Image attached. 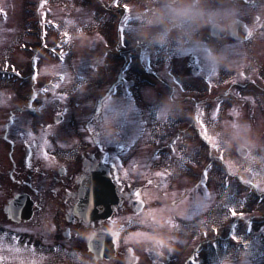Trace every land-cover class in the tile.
Returning a JSON list of instances; mask_svg holds the SVG:
<instances>
[{
  "label": "flooded vegetation",
  "instance_id": "obj_1",
  "mask_svg": "<svg viewBox=\"0 0 264 264\" xmlns=\"http://www.w3.org/2000/svg\"><path fill=\"white\" fill-rule=\"evenodd\" d=\"M223 51L231 56L229 50ZM247 58L252 63H255L257 59L264 62V45L257 48L255 43H250L248 49L242 50L241 64H245ZM223 63L217 68H224ZM211 66L214 68L213 64ZM193 67L197 68V78L210 73L207 61L198 59L197 55ZM193 70L195 69L187 68L184 72L189 76ZM30 110L34 109L26 111L27 123L25 125L17 124V109L12 110L6 117L2 116V122H0V257L3 258L0 260V264H120L124 261L125 263L135 262L136 259L130 252H125L123 256L120 255L119 259L123 262L113 263L111 261H96L88 253L77 251L82 240H85L87 236L83 231H92V228L97 225L99 228H107L110 223L114 226L117 219L112 218L86 224L71 215L75 201V192L72 191V188L76 189L78 174L85 175L91 170L103 169L112 178L115 177L116 170L111 161L120 151L116 141L117 137L111 134L104 145H100L94 154L86 157L87 160L80 162V166L75 172L62 179L53 171L47 173L43 170L40 171L39 126L36 123V118L33 122V113H30ZM42 128L46 133L49 130V125ZM40 179H45L46 188L40 187ZM22 194L27 195L29 199L16 205L19 220H10L5 213L7 202L15 195ZM132 194L133 192L128 196ZM54 202L58 204L59 212L65 213L63 221L47 218L50 206L55 205ZM117 214L118 210L114 215ZM23 217L26 218L23 219ZM255 220L260 222V225L254 230L253 244L258 243V248L262 251L246 253L244 250L235 255L238 256L237 259L232 261L228 258L225 264H264V248L262 246L264 243V211H261L260 215L257 214ZM246 222L251 224V221ZM255 225L246 227L245 232L247 234L251 232ZM62 228L63 234L64 232L69 234L71 230L73 235L66 251L54 252V244ZM230 240L232 238L230 239L229 236L222 239L221 249L230 248V244H226ZM227 254L230 255V253Z\"/></svg>",
  "mask_w": 264,
  "mask_h": 264
},
{
  "label": "rangeland",
  "instance_id": "obj_2",
  "mask_svg": "<svg viewBox=\"0 0 264 264\" xmlns=\"http://www.w3.org/2000/svg\"><path fill=\"white\" fill-rule=\"evenodd\" d=\"M33 1V0H32ZM35 1V0H34ZM45 2L48 1V12L50 13H46V15H42L44 17V19H46V17L55 19L60 21L61 25H62V21L65 23V26H61L59 23H57L59 26L57 27H61L63 30H67L72 38L75 40H78V42H80L78 44V42H74L71 41L70 44L67 45V47L72 48V46L77 44V49L76 52L79 50V46L81 48L80 52L77 53L81 58L83 57L82 55L85 54V48H87L89 45L92 46L94 45V43H96V40L93 38H88L87 35V29L88 31L91 33L93 31H96V28H101L103 27V29H105L103 32L107 30L110 31L111 29V22L108 20V18H110L107 15V12L111 11L110 9L113 8L115 11H119V9L117 8V6L119 5H123V6H129L131 9H137V11H140L141 14L137 15V17H133L132 23H129L127 26L125 24L124 28H128V32H132L129 34V37L132 39H139L136 40L139 43H143L145 40L142 37V33L144 31H156L157 30V26L156 25H151L149 23V17L152 13V11L157 8L159 6V4L161 3V0H130L131 3L128 4L126 0H116L115 3H113L111 6L108 4H105V7L101 10L98 7V3L96 2V0H44ZM110 0H107L106 2H109ZM251 1V0H249ZM254 1V0H253ZM139 2V3H138ZM216 3H219V0H215ZM12 3L14 4V11L13 12H17V33H20L15 40V44L12 42V38H10L9 36H7V39L5 40L4 38L2 39V44L0 46V63H3L4 61H14V55L10 53L11 50H14L16 48L19 49V37L22 35L23 31L20 32L19 29H23L22 26V13L20 11L21 6H28V7H35L36 5V1L35 4L31 3L29 4L28 0H11V5ZM47 3V2H46ZM230 4L231 6H234L236 8V15L237 18H239V16H243L247 19H250L253 16H259V17H263L264 16V3H261V5H258L257 7H255L254 10L251 9L250 11L246 12V9L249 8H244L245 6H243L240 2L238 1H233L230 0ZM7 5V4H5ZM42 5H45L42 3ZM46 6V5H45ZM87 8V9H86ZM245 9V10H244ZM148 10V11H146ZM243 10V13H242ZM103 12V13H101ZM123 12V10H121V12H118V17H121V13ZM44 14V12H43ZM127 17V16H126ZM66 18V20H65ZM103 18V19H102ZM6 19V18H5ZM121 19H123L122 21H124V16L121 17ZM86 22V24H85ZM100 23H103L100 26ZM4 27V26H3ZM255 27H258L257 25ZM261 27H264V20L261 21ZM101 29V30H103ZM264 29V28H263ZM80 30V32H79ZM58 31V29H48V35L49 36H53L56 32ZM64 32V31H63ZM65 33V32H64ZM104 36V33H102L101 37ZM125 39V37H124ZM54 40H56V37H54ZM53 40V41H54ZM52 41V42H53ZM65 41V40H64ZM67 44V43H66ZM65 44V45H66ZM87 46H86V45ZM167 45V44H166ZM62 46V45H61ZM219 50H221L222 48H218ZM64 50V49H62ZM71 54V52L69 53ZM18 57H19V53H18ZM70 59V56H67L64 61H68ZM74 59V58H71ZM78 59V58H77ZM84 60V59H83ZM113 60V59H112ZM101 64L102 66H104L106 64L104 70H105V74L106 76H108L109 74H113V68L115 67V65L118 67V63L117 62H113L110 59H106L105 57L101 59ZM14 63V62H12ZM15 63H18V60L15 61ZM63 67L65 68V65H63ZM159 67V64H158ZM107 68V69H106ZM68 69V67H67ZM91 71L90 73H88V75H92V78L90 77H86L84 83L82 84L81 89L76 92L73 93L75 95H72V97L75 96H79V94H82L79 96V101L80 103H85V106H88V102L86 101L87 98H92L95 97V95L98 93L100 86H103V83H106L108 80H102V79H96V76L92 73V68H89ZM131 69V67H130ZM72 70V69H71ZM97 70V66L95 67V71ZM52 72V70L50 69V73ZM73 74L75 71H73ZM100 72V71H99ZM45 71H44V67L39 66V74L41 77H43V75L45 76ZM72 74V75H73ZM128 74V73H127ZM81 75L77 78H80ZM186 79H184L183 81H185ZM101 81V82H100ZM65 82L68 84L69 86V81L67 79H65ZM71 86V85H70ZM198 86L200 89H202V85L201 83H198ZM55 90V89H54ZM56 92H59L57 90H55ZM119 90H116V92H118ZM204 91V90H203ZM141 92V89H140ZM68 93V92H67ZM66 93V94H67ZM61 94V93H60ZM62 95V94H61ZM134 95H138V90H135ZM55 97H57L59 100H56V102L53 103V111L55 109H62L63 108V103L61 101H64V99H60V95L59 94H55ZM99 97V96H98ZM86 101V102H85ZM82 105V104H81ZM141 105V104H140ZM213 104H209V102H205L204 105H199V108L202 110L201 112L203 113H213V112H217L218 114H216V117H218L217 119H215L214 121H217L221 124H223L224 126L229 128V133L231 135H233L235 138L238 137L240 132H243L241 129H239V124L237 122V120L241 123V121H245V118L243 116H241L240 113H237L239 111H233L232 110V103L229 105L228 103H226L225 106V110L223 111H213L212 108ZM230 106V107H229ZM69 108L72 107V105H68ZM228 109V111H227ZM201 113V115H202ZM254 114V117H252V115L250 114L249 116V126L251 127L249 129V131H252L253 135L244 134L247 137V144L250 146H253V140H258L255 137V134H257L258 132L255 131V128H259L260 125H262L264 123V115L262 116L261 119L260 115L257 114V112H252ZM67 114L64 116V118H67ZM208 117V116H207ZM237 119H236V118ZM241 118V120L239 119ZM203 119V116H202ZM182 120V121H181ZM213 120V119H212ZM212 120L209 119V117L207 119L204 120V122L207 123H212ZM181 122H185L183 116L179 117V119L177 120L178 123ZM83 122V123H82ZM84 124L83 119L81 121L75 120L72 121L71 124L69 123V127L71 126H81ZM115 124V123H113ZM170 123L168 122V125ZM172 126V124H170ZM64 126V124H63ZM216 127H218V125H216ZM79 129H70V128H63L60 136L61 137H74L79 135ZM248 132V131H246ZM264 134V131L262 132ZM259 141V140H258ZM233 143V141L230 142V144ZM242 144V143H240ZM239 144V145H240ZM234 147V146H233ZM233 147L231 148V152L233 153ZM204 148V147H202ZM168 149H166L163 153L168 155ZM215 152V151H214ZM77 154V153H76ZM201 153H199L200 155ZM158 155V154H157ZM156 155V156H157ZM139 160H141L139 158ZM199 162H201V159L199 160ZM165 162L162 163V165H160V167H154L152 169V171L154 172H158V171H162L163 170V165ZM157 165V164H154ZM165 173H166V192L168 195V198H180V191H178L179 189H177L175 187V191L176 193H172L170 188L172 187V183H174L175 181H177L178 177H180L181 175L184 176L183 174H185V170L179 168V170H177L176 166L175 167H170L168 165V167L164 168ZM129 173V172H128ZM186 175V174H185ZM150 189H146L144 192H149ZM173 195V196H172ZM235 208L240 210L243 208H240V206H238L237 204H234ZM135 220V219H134ZM227 235L229 237H235V238H240L242 237V233L239 231H228Z\"/></svg>",
  "mask_w": 264,
  "mask_h": 264
},
{
  "label": "clouds",
  "instance_id": "obj_3",
  "mask_svg": "<svg viewBox=\"0 0 264 264\" xmlns=\"http://www.w3.org/2000/svg\"><path fill=\"white\" fill-rule=\"evenodd\" d=\"M236 8L230 0H161L150 17L149 23L156 25V31H144L142 37L149 43L161 44L175 41L183 46L198 43L196 34L203 28L225 36L234 34L238 18ZM228 58L227 52L212 51L209 59L219 65Z\"/></svg>",
  "mask_w": 264,
  "mask_h": 264
},
{
  "label": "snow or ice",
  "instance_id": "obj_4",
  "mask_svg": "<svg viewBox=\"0 0 264 264\" xmlns=\"http://www.w3.org/2000/svg\"><path fill=\"white\" fill-rule=\"evenodd\" d=\"M127 8V6H125V9ZM121 32H123V29L121 28ZM62 56H63V53L61 54ZM45 91H47V89H45ZM66 98V96H64V95H62L61 97H60V99H65ZM50 127V126H49ZM89 131H91V132H93L96 136H99V133L96 131V129H89ZM46 143H47V141H45ZM106 141H104L103 139H100L99 140V143H101V144H103V143H105ZM122 146V145H121ZM44 157L45 158H48V153L47 152H45L44 153ZM28 159L30 160L31 159V157L29 156L28 157ZM30 166V165H29ZM157 175H164V173H157ZM207 175V171H205V176ZM134 195L136 196V197H139L140 196V190L139 189H137L136 191H135V193H134ZM141 203H142V201H140ZM233 238H235V237H233ZM90 247H91V245H90ZM3 258L2 257H0V260H2Z\"/></svg>",
  "mask_w": 264,
  "mask_h": 264
}]
</instances>
